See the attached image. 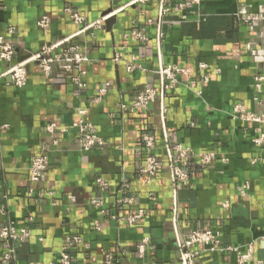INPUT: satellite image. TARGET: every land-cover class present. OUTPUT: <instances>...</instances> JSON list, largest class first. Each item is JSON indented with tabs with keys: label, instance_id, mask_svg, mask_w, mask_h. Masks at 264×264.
Segmentation results:
<instances>
[{
	"label": "crops",
	"instance_id": "0c3cea01",
	"mask_svg": "<svg viewBox=\"0 0 264 264\" xmlns=\"http://www.w3.org/2000/svg\"><path fill=\"white\" fill-rule=\"evenodd\" d=\"M158 6L159 0H0V38L15 49L13 63L66 38L63 47L87 59L70 73L54 68L48 78L29 64L21 88L9 76L0 77V228L11 224L28 233L14 243L15 264H56L67 237L81 238L72 250L75 264H106L107 256L110 264H176L174 217L180 234L218 232L223 246L242 251L252 246L253 259L245 264H264V145L253 144L257 124L231 116L236 105L264 116V84L255 87L264 62V22L245 21L264 18V0H201L165 17L162 64L191 70L196 84L191 91L181 80L167 92V134L197 154L217 155L207 167L192 163L188 184L176 193L165 167L149 180L140 173L143 134L155 137L152 153L165 160L157 104L147 111L130 109L143 88L157 84ZM70 13L87 23L104 17L114 22L82 32ZM184 14L187 20L181 21ZM43 18L45 27L39 25ZM132 31L146 41L134 40ZM6 69L0 61V75ZM105 84L107 93L95 101ZM80 120L94 127L103 147L79 148L74 125ZM51 124L56 127L49 131ZM38 155L46 157L47 167L32 183L30 162ZM244 184L248 190L242 197L237 189ZM123 198L131 204L118 203ZM139 213L132 225L114 218ZM143 239L148 245L140 255ZM5 248L0 240V264ZM196 249L201 251L197 264H237L232 253Z\"/></svg>",
	"mask_w": 264,
	"mask_h": 264
},
{
	"label": "built area",
	"instance_id": "2783aa9c",
	"mask_svg": "<svg viewBox=\"0 0 264 264\" xmlns=\"http://www.w3.org/2000/svg\"><path fill=\"white\" fill-rule=\"evenodd\" d=\"M200 2L201 0H189L183 4L172 5L170 0H159L158 16L155 23V48L158 54V66L155 71L157 76V84L154 87L143 88L135 96L130 105V109L135 111H147L148 108L154 103H156L158 106V117L162 129V148L165 154V160L163 162L158 160L152 153L156 145L155 137L149 133L143 134L141 138V148L146 153V158L145 165L140 170V173L146 176L147 180H149L151 177L155 176L159 170L165 167L168 172L169 182L173 193H176L188 184L189 170L192 163L196 162L201 167H207L211 165L217 157L214 152L197 154L189 147H184L180 144L171 142L165 127V119L167 114L165 102L167 92L180 84L181 80L184 81V86L191 91H195L196 84L192 80L191 70L178 66H166L162 64L160 51L163 33L161 26L165 23V17L169 14L181 13L186 7L198 5ZM70 19L74 24L81 26L82 32L100 30L102 27V22L106 20L104 17L92 23H87L85 22V19L77 13H70ZM180 20L186 21L187 16L185 14L181 15ZM259 20L264 22V18H258L256 16H248L245 18L246 22H256ZM47 23V19L43 18L39 25L41 27H45ZM12 31L13 29L9 28L8 32L12 33ZM129 35L140 43H144L146 41V37L140 32L132 31ZM69 39L70 38H66L58 44L52 46H45L37 53L13 63L16 56L15 49L10 44L6 43L2 38H0V61L7 64V69L0 75V77L9 76L13 85L15 87L21 88L26 84L27 81L26 67L32 63L37 65L45 78H48L51 75V72L54 68L66 73H70L75 69H79L80 65L86 62L87 59L86 57L79 54L75 48L63 47V44L68 42ZM246 49L249 53L253 55L255 54L249 45L246 46ZM119 57V55H116V58ZM205 67V65L201 64L199 69L202 70ZM133 70L134 66H127L128 72H132ZM261 70L262 75H257L255 77L256 88H259L262 84H264V62L261 65ZM199 77L202 84L207 83L208 78L206 75L201 74ZM72 80L79 88L83 86L79 82L78 78H73ZM108 89L109 84H105L103 87H101L98 91L95 101H98L104 94H106ZM195 93L200 95L199 91H196ZM120 108L123 110L126 109L124 105H121ZM79 114L82 115L84 112L79 111ZM231 116L233 119L257 124L259 127L256 129L257 136L253 139V144L257 146L264 145V131L261 128V126H264V116L247 112L240 105L234 106ZM74 126L79 130L80 133L78 144L81 150L88 151L93 148H101L104 146L103 140L97 136L96 131L91 124L80 120ZM55 127V124H51L48 126V130H53ZM46 167L47 159L45 156H34L31 159L29 167L30 181L32 183L39 182L43 177ZM96 183L100 188L105 187V183L101 179H97ZM237 190L239 195L243 197L246 195L248 185L244 184ZM131 202L132 200L128 198H123L122 200L118 201V203L122 204H131ZM92 204L95 207L100 206V202L97 200H93ZM173 211L175 212V208H173ZM141 216V213H139L136 215L114 218L118 221L132 225L137 220H139ZM173 228L175 246L178 253L176 264H197V259L201 251L196 248H201L203 251L209 253H232L235 255L237 264H245L253 259V250L251 245H248L244 251L236 247L223 246L221 244L220 234L218 232H213L210 230H192L187 234L182 235L177 229V220L175 217L173 218ZM27 236L28 233L25 230L17 231L11 224H4L0 228V240L6 246L1 258V264H15L16 246L14 243L22 242ZM80 243L81 238L79 237L65 238L56 264H75L72 250L73 247ZM147 245L148 240L143 239L137 246V251L140 255L144 254L145 247ZM105 261L106 264H110L111 257L107 256Z\"/></svg>",
	"mask_w": 264,
	"mask_h": 264
},
{
	"label": "water",
	"instance_id": "95a60500",
	"mask_svg": "<svg viewBox=\"0 0 264 264\" xmlns=\"http://www.w3.org/2000/svg\"><path fill=\"white\" fill-rule=\"evenodd\" d=\"M110 12H106L104 16L108 15ZM114 18H108L105 20V25L107 28H110V26L113 24Z\"/></svg>",
	"mask_w": 264,
	"mask_h": 264
}]
</instances>
